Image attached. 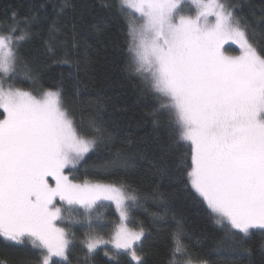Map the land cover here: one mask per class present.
I'll use <instances>...</instances> for the list:
<instances>
[{
	"label": "snow or ice",
	"instance_id": "obj_1",
	"mask_svg": "<svg viewBox=\"0 0 264 264\" xmlns=\"http://www.w3.org/2000/svg\"><path fill=\"white\" fill-rule=\"evenodd\" d=\"M65 6L61 3L59 12ZM105 7L121 16L130 10L125 70L154 94V126L166 115L169 136L176 137L172 146L184 149L181 169L170 172L165 166L159 173L183 185L194 204L207 205L215 223L226 229L229 251L250 254L246 240L254 230L264 236V8L249 19L228 0H114ZM39 21V15L20 19L13 12L6 30L0 22V238L30 244L39 251L36 264H53V257L70 264L74 233L59 226L66 221L64 205L81 206L91 229L94 210L110 201L121 222L111 241L88 235L85 260L111 243L116 250L111 259L123 252L144 264L141 252L149 233L142 225L133 229L128 224L134 209L161 194L153 189L141 195L126 180L70 178L92 155L111 149L114 136L98 102H90L91 110L79 109L77 116V109L68 107L64 74L44 88L39 70L21 55ZM56 30L50 26V32ZM229 42L238 46V54H229L224 47ZM53 63L68 65V76L79 83V63L67 58ZM18 79L39 89H26ZM100 159L94 165L98 172L134 167L124 149ZM186 235L176 220L169 264H179L181 254L183 264H211L192 257L183 242Z\"/></svg>",
	"mask_w": 264,
	"mask_h": 264
},
{
	"label": "trees",
	"instance_id": "obj_2",
	"mask_svg": "<svg viewBox=\"0 0 264 264\" xmlns=\"http://www.w3.org/2000/svg\"><path fill=\"white\" fill-rule=\"evenodd\" d=\"M114 0H0V22L6 30L7 18L13 12L20 19L39 15L38 24H33L32 38L23 44L21 55L40 72V84L47 88L64 74V92L68 107L91 110L98 102L103 108V119L108 131L114 136L111 149L92 155L86 163L73 170L70 178L76 182L85 179L103 183L124 181L138 189L140 194L157 189L161 197L149 199L144 208L133 210V220L128 225L136 229L142 225L149 233L143 242L141 252L144 264H169L173 247L171 234L175 221L182 222L187 233L183 242L188 246L193 258L206 259L211 264H264L261 244L264 236L254 230L245 247L251 250L233 252L228 250L229 241L224 240L226 229L215 223L214 215L205 203L192 202L183 185L169 176H162L158 168L167 167L170 172L183 167V148L172 146L175 136L170 137L166 115L161 114L158 125L153 124V109L157 107L154 94L145 88L141 79L125 70L129 61L128 34L124 16L115 8L105 7ZM239 5L238 14L252 19L253 13L259 17L264 8V0H228ZM61 3H65L59 12ZM57 29L50 32V26ZM100 29L99 31L97 29ZM49 44L52 51H49ZM67 58L73 64L79 63V83L68 76V65L55 64L54 60ZM23 87L39 89V84L18 79ZM129 141L131 142L129 145ZM172 146V147H170ZM117 149H124L131 157L132 164L127 170L111 173L98 172L94 165L101 163L100 157L109 158ZM147 209L145 211L144 209ZM61 227H69V239L73 247L69 253L70 264H136L130 254L120 252L111 246L97 249L90 260H85L88 235L98 233L103 239L113 237L119 219L114 208L108 204L102 207L94 218L92 228L85 214L70 212ZM158 213L163 219L155 218ZM68 219H70L68 221ZM76 221H79L78 223ZM103 228V231L100 230ZM223 241V243H221ZM219 246V250L216 249ZM109 256H105V252ZM39 251L30 244L16 245L0 238V264H36ZM186 256H177L183 264ZM53 264H64L53 257Z\"/></svg>",
	"mask_w": 264,
	"mask_h": 264
},
{
	"label": "rangeland",
	"instance_id": "obj_3",
	"mask_svg": "<svg viewBox=\"0 0 264 264\" xmlns=\"http://www.w3.org/2000/svg\"><path fill=\"white\" fill-rule=\"evenodd\" d=\"M128 10V9H127ZM129 12H130V10H128ZM185 11L187 12V11H189V9H185ZM191 14L194 16L195 15V10L193 9L192 10V12H191ZM226 49H228V51H229V54H232V55H235V54H238V46L237 45H235V44H232L231 42H229L228 44H226L225 46H224ZM61 204H63V202H61ZM105 204H108V205H110V206H112L113 208H114V211H115V213L117 214V216H118V219H119V222H118V224L121 222L120 221V218H119V213L117 212V210H116V207H115V204L114 203H112V202H110V201H104L101 205H99L95 210H94V212H93V214H92V216H93V218L95 217V215L97 214V212L102 208V207H105ZM64 209H67L68 211H66V214H68V213H70V212H79V213H81V214H85L86 215V213H85V210L81 207V206H79V205H76V206H66V205H64ZM70 219H68V221H69ZM60 226V225H59ZM129 226V225H128ZM100 230L101 231H103V228H100ZM112 239V238H111ZM111 239H104V240H106V241H111ZM107 246H111L113 249H114V246L111 244V243H108V244H106V245H104V244H102V245H100L99 247H98V249L99 248H101V247H107ZM131 257V256H130ZM54 258H57V257H54ZM60 259V258H59ZM135 262V261H134ZM136 263V262H135Z\"/></svg>",
	"mask_w": 264,
	"mask_h": 264
}]
</instances>
